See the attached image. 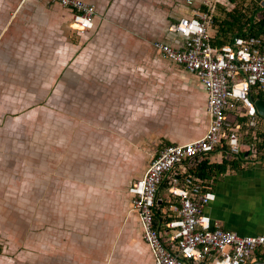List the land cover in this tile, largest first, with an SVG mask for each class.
I'll list each match as a JSON object with an SVG mask.
<instances>
[{
  "label": "rangeland",
  "instance_id": "obj_1",
  "mask_svg": "<svg viewBox=\"0 0 264 264\" xmlns=\"http://www.w3.org/2000/svg\"><path fill=\"white\" fill-rule=\"evenodd\" d=\"M184 1L112 0L95 18L93 29L77 33L71 20L63 28V36L52 34L46 45L42 42L41 52L34 53L39 57L20 56L0 68V90L8 92L0 105H7L10 111L4 121L16 128L7 134L23 143L0 147L8 155L1 169L8 195H0V200L8 201L11 208L8 225L0 226V264H150L151 252L141 241L130 210L128 186L135 176L140 177L137 175L150 156L170 139L195 137L205 125L203 99L193 77L163 59L151 45L164 39L165 28L180 15ZM263 2L222 0L217 10L235 9L243 18L254 12L258 19L261 11L255 8L264 7ZM75 60L90 62L71 67ZM103 60L130 64L131 73H111L123 67L100 66L110 64ZM54 65L58 77L64 70L83 72L78 79L69 75L73 89L68 92L84 91L86 86L111 90L113 84L129 80L135 82L136 92L121 91L119 97L108 92L100 100L73 95L69 103L75 105L76 116L63 113L66 104L62 98L57 102L62 112L51 119L49 92L55 83H48V76ZM17 91L24 97L16 98ZM85 101L89 110L80 116L77 110ZM34 108L42 109L35 134L31 124ZM117 114L122 121L119 130H99L98 119ZM129 114L136 129L135 140L128 147L122 142ZM16 115L23 118L18 125L12 121ZM53 140L57 145L50 144ZM38 155L55 162L38 167ZM23 157L22 163H16L15 158ZM33 176L38 179L34 181ZM17 179L24 187L17 188ZM225 180L219 179L216 187L221 188ZM35 183L40 187H34ZM163 195L160 189L156 198ZM218 208L217 201L208 203L203 214L212 218Z\"/></svg>",
  "mask_w": 264,
  "mask_h": 264
},
{
  "label": "built area",
  "instance_id": "obj_2",
  "mask_svg": "<svg viewBox=\"0 0 264 264\" xmlns=\"http://www.w3.org/2000/svg\"><path fill=\"white\" fill-rule=\"evenodd\" d=\"M68 10L77 33L94 26V5L82 0H49ZM222 0H185V11L169 25L167 36L152 48L167 61L195 77L205 94L207 117L203 134L184 144H167L153 154L143 175L128 186L130 210L139 222L141 240L153 264H249L257 249L264 250V235L240 236L223 229L203 214L213 201L210 182L188 174V167L211 153L245 156L259 161L257 142L261 129L253 106L252 90L264 91V36L234 37L220 47L214 36L211 13ZM204 7V10L200 8ZM196 160V161H195ZM165 184V221L153 224L160 186ZM160 214V213H159Z\"/></svg>",
  "mask_w": 264,
  "mask_h": 264
},
{
  "label": "crops",
  "instance_id": "obj_3",
  "mask_svg": "<svg viewBox=\"0 0 264 264\" xmlns=\"http://www.w3.org/2000/svg\"><path fill=\"white\" fill-rule=\"evenodd\" d=\"M82 1L94 5L95 18H98V16H100V14L105 10L107 3L111 2L112 0H82ZM184 11H185V7L181 13H183ZM95 18L93 23L94 25H95ZM70 23H71L70 12L65 8L60 7L59 5L50 2L49 0H0V68L5 66L10 59L16 60L20 56L39 57L40 54L35 55L34 53L41 52L42 42L43 44L46 45L47 43L46 41L49 42L50 36H52V34L56 35V37L63 36V34L65 33V32L63 33V28L66 27V24H70ZM169 25L165 28V30L168 29ZM165 30L163 34L164 37L163 40L175 41L176 39L173 36L171 35L167 36ZM24 51L27 52L24 53ZM65 62L66 61H64V63ZM89 62H90L89 60H75L71 65V67L74 68L83 67L85 64H88ZM102 63H110V64L109 65L99 64V65L120 67V68L123 67L122 70L121 69L117 71L112 70L111 73L120 74L123 72L124 73L123 75H127V74L129 75L131 73V69H130L131 65L126 64L123 61H120L119 62L120 64H115L117 63L115 62V60H110V61L103 60ZM104 73L105 72H103V76H105ZM69 75H74L75 77H77V79L84 76L83 72L79 71L78 69H74V70L72 69V70H64L63 73H61L60 76L58 77L57 65H54V71H50V74L48 76V83H55L54 89L49 92L50 104L53 105L48 110V115L51 119H53L54 116H58V114L62 112L61 105H60L61 112L58 108L59 105H57L58 100L62 98H64V102L66 104L63 113L66 112V113H70L71 116H76L77 112L75 111V105L73 103L71 104L69 103V99L70 98L72 99L73 95L74 97L85 100H89L92 98H97L100 100L101 98H104V95H107L106 93L108 92L109 93L111 92L113 97L115 96L119 97L121 91L124 92L125 94L136 92V86L134 85L135 82H131L130 80L128 82L124 81L123 83L118 82L117 83L118 85L113 84L111 86V90H104V87L101 86H96L97 89H93V88L91 89L86 86V89L84 91L72 90L68 92L66 91L67 89L68 90L73 89V85H72L73 81L69 80L70 79ZM192 77L197 83V88L199 89L200 95L203 99L202 108H203V116L205 119V125H203L202 128H200L199 132L197 131L195 137H190L188 139H170L169 144L171 143L184 144L189 141H192L193 138H199L206 129L207 117L204 113L205 94L202 87L195 79V77L194 76ZM62 84H65V87L63 89H62ZM121 84L124 86L121 87ZM262 93L264 95V92L258 93L257 91L252 90L251 95L254 99H256L255 97L258 94L262 95ZM7 97H8V92L0 90V99H6ZM17 97L23 98L24 96L21 92L17 91L16 98ZM262 99L264 100V98ZM113 107L115 108L116 106L114 105ZM117 108L120 109L119 106ZM132 109L133 112L135 113L136 108L133 107L131 108V110ZM88 110H89V102L85 101V102H81V106L77 111L81 114L80 116H83L85 111ZM72 111L73 113H71ZM9 112H10L9 107L7 105H0V135H1L0 147L22 146L23 144L22 140L15 139L13 137H8L7 132L16 129L14 127H10V122L8 120L4 121L5 113H9ZM41 113H42L41 108H36V109L34 108L32 111L31 124L34 134L37 128L39 127V115ZM112 114H114V112L109 113L108 115H112ZM130 114L128 115V119L124 121V123H128V126H125V128L127 129V134H124V142H122L123 143L122 145L124 146L126 145L128 147L130 145L132 146V143L135 140L134 132L136 129L135 124L130 123L132 121L131 118H129ZM22 120H23L22 116L16 115V117H14V120L12 121H15V123H17L16 125H18ZM86 121L88 120L86 119ZM98 123H100L99 130L104 131L106 129L107 130L112 129L116 131L120 129L122 121L120 119V114L119 115L117 114L116 116L113 115L112 117H109L107 120L106 118L98 119ZM260 124L261 127H263L264 129V121H260ZM56 143L57 142H54L53 140L50 144L57 145ZM156 152H154L153 154H155ZM39 157L40 155H38V163H37L38 167L40 166V163L51 164L52 162H55L53 161L54 158L49 157L46 160V158L42 159ZM206 158L210 162H214V163H219L221 160V156L217 153H211ZM4 161L7 163L8 155H5L0 152V189H1L0 195L6 196L8 195L7 191H5L7 189V187H5V184H7V178L6 175H4L3 172H1V169H3V167L5 168L6 165L5 163H2ZM15 161L16 163H22L24 161V157L20 160L15 158ZM263 162L264 160L260 162L248 161L243 165L240 164V167L238 166L234 168H228L222 174L216 177L214 181L210 184L212 193L213 191H216V194L215 195L213 194L214 199L210 203L217 201L219 203V208L214 213L212 218L209 217L208 215L207 216L211 220L216 221L223 229L234 232L235 234L240 236L264 235V167L261 166V163ZM2 164L5 165L2 166ZM146 167L147 165L143 167L141 174L137 175L138 177L139 176L141 177L143 175ZM39 171L40 170H38V172ZM34 177L35 176H33V179L34 181H36L35 179L38 178L36 177L34 178ZM134 178L138 179L136 178V176ZM223 178L226 179L225 182H223L221 188H217L216 187L217 181ZM16 183H17L16 185L17 188L20 185L21 187H24L23 182L22 181L19 182V179H17ZM37 186L40 187V184L35 183L34 187ZM160 189L163 190L164 195L160 198H157L158 200L156 204L160 205L162 202V205L158 209V212L161 215L163 214V211L166 209V204L163 202L165 200L166 193L164 191V187L161 186ZM10 209L11 208L8 201H4L3 199H1L0 211L5 212V214L0 213L1 227L8 225L7 223L9 219L8 210ZM134 218L137 222V226L140 231V237H141V230L136 215L134 216ZM22 240L23 238L20 239V243L23 242ZM150 257H151L150 264H153L152 256ZM249 264H264V250L263 249L255 250Z\"/></svg>",
  "mask_w": 264,
  "mask_h": 264
},
{
  "label": "trees",
  "instance_id": "obj_4",
  "mask_svg": "<svg viewBox=\"0 0 264 264\" xmlns=\"http://www.w3.org/2000/svg\"><path fill=\"white\" fill-rule=\"evenodd\" d=\"M217 7H219V4L214 5L211 13L214 36L210 41V45L220 47L231 42L234 37L264 36V7L255 8L261 11L258 19L254 18V12H251L246 18H243V16L235 9L230 11L219 9L218 12ZM200 9L204 10L205 8L201 7ZM216 13H218L219 16H216ZM257 92L261 93L264 91L257 90ZM255 98L262 99L264 98V95L260 96L258 94ZM254 135L258 141L254 142L252 137L249 136L247 142L248 144H252L258 151H261L264 149V131L259 129L254 132ZM259 157V160H264V156ZM244 162H247V160L245 159V156L243 157L242 155H223L219 163L210 162L204 157L198 162L193 161L188 167L187 173L198 177L204 181L205 184H209L226 169L240 167V164H243ZM161 186L164 187V189L166 188L165 184H162ZM161 205L162 202L158 205V208ZM153 214V224L155 226H157L158 222L164 223L167 221L157 210H154Z\"/></svg>",
  "mask_w": 264,
  "mask_h": 264
},
{
  "label": "water",
  "instance_id": "obj_5",
  "mask_svg": "<svg viewBox=\"0 0 264 264\" xmlns=\"http://www.w3.org/2000/svg\"><path fill=\"white\" fill-rule=\"evenodd\" d=\"M264 6V2L262 4ZM253 106L255 108L256 114L264 119V100L263 99H253Z\"/></svg>",
  "mask_w": 264,
  "mask_h": 264
}]
</instances>
